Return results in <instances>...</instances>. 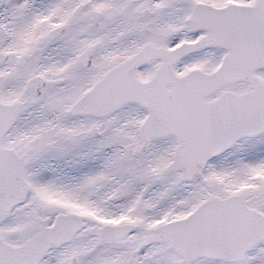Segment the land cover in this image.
<instances>
[{
    "label": "snow or ice",
    "instance_id": "6c2138e0",
    "mask_svg": "<svg viewBox=\"0 0 264 264\" xmlns=\"http://www.w3.org/2000/svg\"><path fill=\"white\" fill-rule=\"evenodd\" d=\"M0 264H264V0H0Z\"/></svg>",
    "mask_w": 264,
    "mask_h": 264
}]
</instances>
